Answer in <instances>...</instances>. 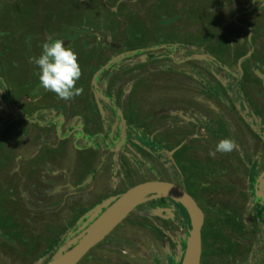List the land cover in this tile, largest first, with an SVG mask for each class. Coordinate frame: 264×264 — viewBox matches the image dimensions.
<instances>
[{"label":"flooded vegetation","instance_id":"obj_1","mask_svg":"<svg viewBox=\"0 0 264 264\" xmlns=\"http://www.w3.org/2000/svg\"><path fill=\"white\" fill-rule=\"evenodd\" d=\"M88 2L98 4V0ZM125 2L118 0L115 6L119 8ZM207 3L202 0L192 3L195 15L207 20L203 21L204 27L200 25L203 30L198 41L188 44L189 51L180 49L185 44L179 40L181 52L177 58L172 53L155 57V53L168 47L177 50L176 44L164 43L155 52H148L149 63L142 75L126 74L124 94L116 92L115 101L107 100L106 89L96 84L99 75L107 76L102 70L109 62L91 75L82 74L76 87L82 88L83 93L66 102L34 82L39 76L31 74L27 64L30 56L27 59L23 56L26 61L19 65L29 71L27 80L17 71L18 58L9 55L10 49L5 44L0 46V89L3 100L10 103L3 112L8 117L0 119V137L6 136L5 124L16 125L10 127L11 132L8 130L12 137L7 143L0 144V192L19 193L29 184V189L35 192L34 200L39 203V208L29 214L2 213L1 223L8 234H14L16 220L24 219L31 224L33 220L39 225L33 227L39 229L36 233L48 237L49 230L45 228H55L53 233L50 231L62 242L65 234L77 225L81 229L97 207L103 212L130 188L159 181L178 186L203 214L200 264H227L231 257L236 264L238 260L249 264L251 257L264 264V0H207ZM95 12L99 13V9ZM191 27H182L181 34L193 33ZM171 31L175 37L178 35ZM2 33L7 34L0 30ZM258 34L262 35L260 39ZM192 48L196 54L191 52ZM232 49L237 53L231 54ZM129 54L134 51L128 50ZM202 58L210 62L206 64L208 71L200 70L210 88L199 85L197 65L188 63ZM78 59L82 70L86 61L96 60ZM151 65L163 73L160 75L166 78L164 85L153 83ZM8 72L10 78L5 81ZM134 78L145 83L137 89ZM24 128L30 129L29 132L24 133ZM50 136L54 141L49 140ZM226 138L235 142V149L210 156L215 145ZM206 171L207 203L212 204L222 196L238 199L236 194L241 192L245 206L252 201L258 210L262 209L258 218L251 221L252 213L239 215L244 206L238 202L239 209L232 208L226 213L224 207H217L208 216L195 196L198 193L172 180L184 175L194 181L200 177L194 178L195 173ZM232 180H238L239 185ZM58 196L62 198L57 200ZM161 200H149L138 206L90 252L101 249V244L115 232L118 240L126 241L124 247L132 264H180L187 241L182 232L188 237L189 217L180 204L167 198L164 207ZM45 205L48 207L43 209ZM247 220L248 228L242 229L247 235L230 236L223 231L229 227L228 223L241 227ZM207 222L212 224V233ZM6 232H0L1 238ZM159 235L165 236L163 240L171 245L169 249L156 243ZM211 244L218 245L229 256L213 253ZM13 247L18 250L16 244ZM108 248L113 249L107 246L104 251L96 250L95 256L103 255Z\"/></svg>","mask_w":264,"mask_h":264},{"label":"rangeland","instance_id":"obj_2","mask_svg":"<svg viewBox=\"0 0 264 264\" xmlns=\"http://www.w3.org/2000/svg\"><path fill=\"white\" fill-rule=\"evenodd\" d=\"M117 1L118 0H107L105 3H102V0H98L97 5L99 13H93L94 10H98L97 5L89 3L88 0H83L81 2L79 0H0V30L2 32H7V34H0V46L5 44L4 46H7V48L10 49L9 55L16 56L15 53L19 51V45H25L28 48L30 43H32V45L37 43L41 44L40 49L37 52L31 50L33 57L31 56V54L29 59L30 62L27 63L30 64L29 66L31 67V74L39 76V68L35 64V60L42 54L43 45L41 43L42 40L39 41L38 39L45 38L44 40L46 41L48 39L52 41L59 36L60 38L58 39H64L65 47L73 45L72 49L77 54L78 58L85 59L86 57L87 59L98 57L100 61L104 63L103 65H106V62L111 63L109 65L107 64L108 66L106 65L107 67L102 70V74L107 76L103 77L99 75V77H97L96 84L99 85V87H101L102 89H106V96L109 95V98H106L107 100H110L111 98L115 101V97H117L116 92H121L124 94L122 90L126 89V74L131 73L136 76L142 75L143 70L149 63L148 59L150 56L148 55L150 53L148 54V52L152 53L153 50L155 52V48L157 46L164 45V43H169L172 45L176 44L177 46L179 40H181L180 42L185 44L182 45L180 49L187 48L185 49V51H189L187 46L190 45L188 44H193L192 42H194L195 44L198 41L197 37H200L201 31L203 30L200 25L204 27V25H202L203 21L207 20L205 16L204 18L200 19V17L195 15L194 9L192 7L194 6L192 4L194 0L193 2L192 0H122L126 2L122 3L119 8L115 6ZM202 1L206 3L205 5L208 4L207 0ZM164 6L165 8H163ZM169 14H172L175 17L172 19H166V16H170ZM63 17L65 18L64 21H62ZM95 18L97 20H95ZM186 25L192 26L193 33L191 34L193 36L186 32L183 35L181 34L182 27L184 29ZM160 29L161 32L159 31ZM171 29H173V31L178 34L176 37L172 33ZM15 30L17 35H15ZM261 36L262 35L258 34L259 39ZM81 48L85 49V51H80L78 53L79 49ZM177 48L178 49H175V51L173 47L166 48L164 52H161L160 50L159 54L155 53V57L157 55L165 53H172V55L175 54L177 58V53L181 52L178 46ZM234 49L236 50L235 45ZM234 49H232L231 54L235 51ZM128 50H133L134 54L127 55ZM192 50L193 51L191 52L195 53L194 48ZM235 53L237 52L235 51ZM28 56L29 55L25 56L26 59L28 58ZM203 58L188 63L197 65L196 70L198 71L195 70V72L200 74L199 85H203L204 87L208 85V81L205 80L200 70L205 69L206 71H208L206 66L210 64V62ZM116 59L118 61H115ZM17 63V71L20 76L22 72L26 71V73H28L24 78L29 80L28 74L30 75V73L27 68L19 67V65L23 64L24 62ZM154 67V65H151L150 71L153 75V83L156 85H164L162 83L166 78L164 76L162 77L160 75V73L162 72L158 68L154 69ZM170 69L171 68H167V71ZM9 74L10 73L8 72V78L5 79V81L9 80ZM136 81H138V79L134 78V85L137 87V89L145 83L143 79L139 82ZM34 82L39 83V77L35 78ZM7 83L9 87V82ZM0 99V119L5 120L8 116H6L3 112L7 111L6 107L9 106L10 103L3 100L4 95L2 90H0ZM13 102L14 99H12L11 103ZM111 104L113 105L112 102ZM132 104L133 102L131 103V105ZM120 105L122 106L123 103H121ZM127 107L129 108L128 103H126V108ZM5 126L6 136L0 137V144L2 143L3 145L5 142L7 143V141L12 137L9 135L8 130L10 131L13 129V123L11 122L10 124H5ZM43 126H45V123L43 124ZM55 129L56 131H59V129ZM3 139H6V141H4ZM53 139L54 137L50 136L49 140L54 141ZM6 149L7 150L5 153L8 155L10 153L8 150L9 148ZM65 167L66 164L64 168ZM67 167H71L70 161L68 162ZM184 170L185 168H183V171ZM198 175H200V177L194 181L190 177H187V179L184 175L183 177H178L176 179L172 178V180L180 187H187L188 189L194 190V192L198 193V195L195 196H197L198 200L200 201V205L203 208L204 212H206V215L210 216V213L214 210H217V207H224L226 213H229L230 209L232 208L234 210L239 209L241 207L236 206L237 202L238 204L244 206L242 207L239 215L242 213H252V215L250 216L251 221L258 218V211L259 213H262V209L258 210L252 201L251 203H247L245 206L244 201L241 202V192L236 194L238 199L222 196L217 200L212 201V204L207 203L208 196L204 191L207 190L209 183L207 178L208 173L207 171L195 173L193 177L196 178ZM232 181H234L232 182L234 185H239L240 183L238 180ZM27 186L28 188L30 187L29 185ZM43 186H45L44 183ZM31 196L32 195L26 196V199H29ZM75 198L76 196H73V200ZM160 199H162L161 206L167 207V198L161 197ZM249 204L252 205L250 208L248 207ZM234 206L236 207L234 208ZM96 211H94L93 214L88 215L89 218L82 225L81 229H78L79 225H77L74 229L66 233V236L62 240V242L56 240L58 235H56L55 237L54 235H52V233L55 231V228L53 229L52 227L45 228L49 231L47 234L48 237H44L35 232L36 229L39 230L38 228H32L29 232H27L26 235L8 234L3 226V223H0V232L7 233L4 234V238H2L3 242L0 243V249H2L0 251V264L48 263L58 252H61L63 249L68 248L72 243L78 240V237L80 236V234H82V231L91 223L94 216L98 214V211L101 212V208H99L97 212ZM20 213L25 214L24 212ZM136 215V218L140 219V215L138 213H136ZM81 222L82 220L79 221V223ZM230 224L231 223H228L229 227L223 228V231L225 233H228L230 236H236L238 235V233H245L244 231H242V229L244 227L248 228L247 225H249V220H247V223L242 224L241 227L230 226ZM208 226H210V231L212 233L213 229L210 222L208 223ZM50 230L52 231V233ZM114 233L106 239L105 243L101 244V249L103 251L107 246L112 247L113 249L108 248V250H106L103 255L99 256H95V251L101 250L100 248L94 249L91 252L89 251L85 255V259L83 261L81 260V262H79L78 264H132L129 261L130 258L127 256L128 252L126 251V247H124L125 244H127L126 241H120V239L118 240V238L115 237ZM182 233V238H184V241H186V239L188 238L186 236V232ZM247 234L248 233H245L244 235ZM163 239H165V236L159 235L157 236V238H155V241L156 243H160L162 247L166 245V249H169L171 245ZM9 242H11L12 244H16L18 250L9 248L7 246ZM209 247L210 250L213 253L215 252V254L217 255H223L224 257L229 256L227 252H225L221 248L219 249L218 245L211 244L209 245ZM227 260V264H236L235 259L232 257L228 258ZM238 264H242V262L238 260ZM249 264L259 263L256 258L251 257L249 259Z\"/></svg>","mask_w":264,"mask_h":264},{"label":"water","instance_id":"obj_3","mask_svg":"<svg viewBox=\"0 0 264 264\" xmlns=\"http://www.w3.org/2000/svg\"><path fill=\"white\" fill-rule=\"evenodd\" d=\"M99 109L102 110L100 106ZM169 196L179 202L178 204L185 210L190 222L188 238L180 264H200L203 214L194 200L182 189L171 183L159 181L146 182L130 188L115 198L103 212L98 211L97 207L98 214L82 231L78 240L58 252L46 264H78L92 248L103 241L138 206L149 200Z\"/></svg>","mask_w":264,"mask_h":264},{"label":"clouds","instance_id":"obj_4","mask_svg":"<svg viewBox=\"0 0 264 264\" xmlns=\"http://www.w3.org/2000/svg\"><path fill=\"white\" fill-rule=\"evenodd\" d=\"M35 64L39 68V85L45 91L54 93L66 102L83 93L82 88L76 87L82 75L78 56L72 49L65 47L63 40L56 39L43 44L42 54ZM235 147L232 139H221L209 155L215 157L216 153H231Z\"/></svg>","mask_w":264,"mask_h":264},{"label":"crops","instance_id":"obj_5","mask_svg":"<svg viewBox=\"0 0 264 264\" xmlns=\"http://www.w3.org/2000/svg\"><path fill=\"white\" fill-rule=\"evenodd\" d=\"M80 2L83 1V0H79ZM170 16H166L165 18L166 19H172L174 18L175 16L172 15V14H169ZM96 25V24H94ZM69 26V25H68ZM192 28V27H191ZM69 31V30H68ZM39 35V34H38ZM60 38L59 36L57 37V39ZM45 39V38H44ZM44 39H38L39 41L42 40V45L47 43V42H50V40L48 39L47 41L44 40ZM64 41V39H61ZM53 41V40H52ZM40 46L41 44L37 43V44H34L32 45V43L29 44V47L27 48L25 45H19V51H17L16 56L18 58V62L19 63H23L25 62V58L23 56H26V55H31V50L33 51H38L40 49ZM73 45H70L68 48L72 49ZM43 48V47H42ZM193 49V48H192ZM73 50V49H72ZM80 51H85V49L81 48L79 49L78 53ZM79 55V54H78ZM33 57V54L31 55ZM9 58V57H8ZM94 60L93 62L90 60L86 61L84 63V66H83V70L81 69V72L82 74L84 75H91L93 73V71L97 70L101 65H103L104 63H102L100 61V59L98 57H94ZM78 61H81V59H78ZM95 62V64H94ZM15 63V62H14ZM79 63V62H78ZM81 63H79L80 65ZM18 65V63L16 64V66ZM23 77H25V75H27L26 71L25 72H22L21 73ZM184 86V85H182ZM181 89H184L183 87ZM30 111V110H29ZM32 111V110H31ZM16 125L13 124V127H15ZM25 130L23 131L25 133L26 130H28L27 132H29L30 129L28 128H24ZM23 130V128H22ZM17 132V130H16ZM31 133V132H30ZM66 164V163H65ZM65 165H62V168H64ZM1 167V165H0ZM29 185V184H27ZM57 190V188H55V191ZM22 192V193H21ZM19 193H10V192H0V214L4 213L6 215H19L20 212H24V211H28L27 213L29 214V212L37 209V204L39 203H36L37 200H34L35 198L33 197L35 192L32 191L31 189L28 188L27 186V189L26 190H23ZM33 192V193H32ZM54 193V192H53ZM30 196V195H33L31 196L29 199H26V196ZM57 198V200L59 198H62L61 197H55ZM71 200V196L69 198ZM56 200V201H57ZM46 204V203H45ZM48 207L47 205H45L43 207L46 208ZM39 208V207H38ZM16 220V219H15ZM16 224H15V227L16 229L14 231H12L14 234H18V235H22L20 233H24V232H29L34 226H39L36 222H33L32 220V224L31 223H28L27 221H25L24 219H18L16 220ZM0 223H1V219H0ZM2 224V223H1ZM10 226V225H7V227ZM33 233V232H32ZM27 234V233H26ZM3 242L1 236H0V243ZM13 245H15L14 243L12 244L11 242H9L7 244L8 247L12 248ZM14 248V247H13Z\"/></svg>","mask_w":264,"mask_h":264},{"label":"bare ground","instance_id":"obj_6","mask_svg":"<svg viewBox=\"0 0 264 264\" xmlns=\"http://www.w3.org/2000/svg\"><path fill=\"white\" fill-rule=\"evenodd\" d=\"M166 198H169V199H171V200H173L174 202H176V203H179L176 199H174V198H172V197H166Z\"/></svg>","mask_w":264,"mask_h":264}]
</instances>
